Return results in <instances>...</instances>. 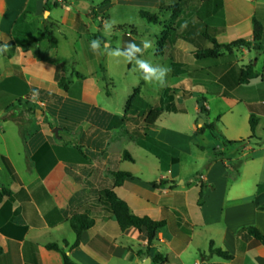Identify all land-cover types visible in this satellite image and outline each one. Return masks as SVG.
<instances>
[{
  "label": "crops",
  "instance_id": "obj_1",
  "mask_svg": "<svg viewBox=\"0 0 264 264\" xmlns=\"http://www.w3.org/2000/svg\"><path fill=\"white\" fill-rule=\"evenodd\" d=\"M46 2L0 0V48L7 45V51L0 53V264H64L62 252L49 248L52 245L65 251L75 264H141L147 258L152 264L155 255L164 257L163 264H264V245L257 239L245 242L237 236L245 226H255L264 234V211L259 209L264 204V51L242 46L216 62H233L239 67L253 64L258 77L239 85L231 84L237 74L221 81L228 69L208 74L187 68L178 74L172 62L185 63L177 61L173 52L168 54L178 93L168 94L164 104L167 112H186L182 92L190 86L199 91L197 113L211 121L218 119V130L227 140L233 133L240 136L239 140H244L243 135L251 136L249 121L254 114L259 120L254 135L263 142L262 146H227V157L213 161L197 182H177L174 175L180 164V137L185 134L160 124L161 115L144 135L141 119L125 112L133 91L121 102L111 100L112 93L102 97L103 73H108L109 66L103 70L102 58L108 59L110 54H103L100 45L93 51L92 41L104 39L91 34L81 17L84 13L90 21L100 19L98 28L104 29L115 8H134L140 17L142 9L157 12L161 3L103 0L96 6L67 0L60 7L71 8L56 20L50 18L51 11L45 10ZM125 16L120 15L123 19L114 25L115 31L118 26H131L124 21ZM199 22L210 28L219 44L240 39L252 42L258 23L263 28L260 44L264 47V0H182V13L174 23V33L181 30V34L171 37L173 49L176 37L193 42L189 27ZM67 26L76 39L70 40L63 33L55 36V48L40 39L45 27L54 33ZM117 32L115 37L130 54L144 56L148 51L137 50L144 48L146 38ZM196 34L201 35V31ZM63 41L72 46L70 54L83 60L85 69L80 71L66 59L56 58ZM161 55V60H166ZM193 64L194 60L185 66ZM152 69L154 72L146 76H156L161 70L158 62ZM183 74H188L184 83L179 80ZM204 76L203 83L197 85ZM205 94L224 100L226 108L218 109L212 102L214 97L208 100ZM201 99L206 115L200 110ZM201 125L193 123L191 129L198 134ZM138 148L147 153L143 160L146 175L137 165ZM237 159L243 163L235 178L230 163ZM164 162L169 164L166 173ZM116 171L131 173L132 177L116 186L111 173ZM106 189H113L134 214L166 220V230L151 245L145 229L130 227L122 231L107 208ZM5 191L9 194H3ZM77 214L95 223L73 247L77 235L71 219ZM211 243L231 253L233 259L209 253Z\"/></svg>",
  "mask_w": 264,
  "mask_h": 264
},
{
  "label": "rangeland",
  "instance_id": "obj_2",
  "mask_svg": "<svg viewBox=\"0 0 264 264\" xmlns=\"http://www.w3.org/2000/svg\"><path fill=\"white\" fill-rule=\"evenodd\" d=\"M103 0H81V4L83 2L88 4L99 5L101 4ZM71 6H65V7H51V10H48V12L51 11L50 18L60 20L63 15H65L66 10L70 9ZM80 9V7H78ZM119 8H115V11H110L109 15H112L111 20L106 21L105 28H98L101 25V21H90L86 15L83 13L81 15L82 20L88 25L90 33L99 34L101 38L104 39L100 40L99 45L103 49V54H110L109 58H102V66L103 68H107L108 66V73L105 71L103 73V82L101 86L103 87L102 91V97L107 98V93H112L111 100H114V102H121L126 99V97L129 95V93H132L134 88L141 86L142 88V96L146 103V105H151L153 107L163 109L164 112L161 117V123L162 125L166 126H172L177 129H180L185 136H181V153H180V164L175 169V179L177 182L179 181H190L192 179H197L200 177V174L206 173L208 167L213 162V159L215 157L216 153H222L221 158L227 157V146H224L222 144L221 140L214 139L211 134L206 133L204 135L196 134L192 129V124H198L200 122V119H204L205 116L199 115L196 111V106L198 105L199 100V91L198 89H192L190 86L187 88V91L182 92V95L184 96L182 98V102L184 104V107L186 109L185 113L175 115L174 113L167 112L164 104H167L168 102V94L171 96L175 93H178V90H175L174 88H178V86H175L177 77H174L172 75V69L171 66H169L171 61L170 56L168 54H175L177 61L184 62L185 65L189 62H192L194 60L193 56V50L194 45L197 44L203 48L212 47V44L210 41L202 37L201 35L197 36L198 33L201 30H204L205 25L202 23L195 24L194 26L189 27V31L191 33V36L193 38V42H183L180 39L181 37H176L175 39V47L173 49V46L169 45L163 50V53L159 49V40H161V34L165 28V26H168L170 24L169 22V13H163L162 16V24L154 25L149 24L148 22L143 21L138 17V12L134 8H126L124 11H119ZM152 11V10H150ZM156 12V11H154ZM159 12V10L157 11ZM124 14L126 15L124 18V21L127 22L129 25L134 26L137 28L139 33L143 38H146L149 42L150 46L148 47V51L145 53L142 57H135L132 58L131 56L126 55L122 49L128 51L126 48L122 47V42L119 38H116L118 32L114 30V25H118L120 23L121 19L120 15ZM162 14V13H161ZM74 21V15H70V25H72ZM174 28V25H172ZM35 28V26H33ZM65 34V36H68V38L76 39L75 35L73 34L72 29L70 26L64 27L62 29V32H58V30L55 29L54 35L55 36H61ZM181 34V30L179 32L174 33V29L170 30V36L175 37ZM78 38V36H77ZM90 40V39H89ZM68 43L64 42L62 43L61 53L57 54L55 57L61 61L65 60L68 61L71 65L75 64L78 67V70L81 71V69H85V65L83 64V60L80 57H76V54H70L69 50L71 49V45H67ZM78 49L80 48V44L77 42L75 45ZM80 50V49H79ZM159 50V53H158ZM72 51V50H71ZM129 52V51H128ZM68 53V54H67ZM73 53V51H72ZM88 53V50L86 51ZM89 53H92L90 50ZM130 53V52H129ZM164 54V58L162 59V55ZM167 54V55H165ZM91 56V54H88ZM80 56V55H79ZM166 56V57H165ZM140 61H146L151 67H155L156 63L158 62L160 71L157 72L156 76L153 78L150 76H146L143 73V69L139 68V62ZM157 61V62H156ZM166 72L165 77V84L161 86L160 83H162V79L158 82L157 78L161 77L162 73ZM145 77H150L153 82H148L144 79ZM205 77H202L201 81H196L197 85L200 83H203ZM188 78V74H183L180 76V81L185 82ZM181 89L182 87L179 86ZM188 93V95H187ZM206 98L209 100L211 99L212 95L205 94ZM162 102H161V98ZM212 102L214 105L217 106L218 109H225L226 103L224 100L219 99L218 97H214L212 99ZM134 118L140 119L137 115H133ZM222 132L223 127L220 124L219 125ZM237 133H233L232 136H227L229 140L231 141H238L240 139V136H237ZM241 139H247L250 137V134H246L241 136ZM250 145H256V141H253ZM248 146V145H247ZM135 154L138 157L137 165L138 167L143 171V173L147 174V165L143 163L144 157L147 155L146 151L142 148H138L135 151ZM243 154L240 153L239 156L245 160L246 158L242 156ZM154 161V160H153ZM164 165V172L166 173V169L169 167V164L166 162L163 163ZM231 165V163H230ZM149 174L150 171H148ZM231 174H233L232 171Z\"/></svg>",
  "mask_w": 264,
  "mask_h": 264
},
{
  "label": "trees",
  "instance_id": "obj_3",
  "mask_svg": "<svg viewBox=\"0 0 264 264\" xmlns=\"http://www.w3.org/2000/svg\"><path fill=\"white\" fill-rule=\"evenodd\" d=\"M66 1L67 0H64L63 3H59L57 0H55L54 3H50L47 0L45 5V10L48 11L51 7H60L62 4L66 3ZM110 1L111 0H104L103 3H108ZM151 1H159L161 3L159 12H153L150 10L142 9L139 12V15L143 20L147 21L149 24L160 25L162 24L161 15H163L164 12L169 13L170 15L169 17L170 24L168 26H165L161 34V40H159L158 42L159 44L158 47L163 53V50L166 47H168L170 44L172 45L170 30L174 29L172 25H174L175 21L182 13V0H151ZM23 16H21L20 19H22ZM117 31L125 32L135 37L141 36L137 28L134 26H118ZM201 35L202 37H204L205 39L211 42L212 48H203L200 46H196V50L194 51L195 64L193 65L185 66L181 63L172 62V68L174 69L175 67H177L179 70L178 74H182L186 72L187 68L195 72H201V73L206 71L208 74H212V73L218 74L228 69L227 73L223 76V79L221 78V81L224 82L226 79L233 78L232 74H237L236 79L233 81V83H231L232 85L248 83L252 78L258 77V73L254 70L253 64L239 67L237 64H234L233 62H229L224 65H219L216 63L219 59L225 56L232 55L225 53H232L233 50L238 47H242V46L253 47L257 51H264V47H262L260 44L263 35V28L258 23H255L252 42H248L244 39H240L230 44H219L215 36L211 33L210 28L207 26L204 28V30H201ZM95 37L101 38V36L98 34L95 35ZM40 39L48 40L52 48H55L58 44V41L53 33V30L50 27L44 28ZM122 51L126 55L131 56L132 58L142 56L141 54L132 55L124 49H122ZM153 72L154 70L152 72H145L143 70V73L145 75L152 74ZM77 75L78 77H84L81 74H77ZM224 93L228 95V93L226 92ZM200 103H202L200 107L201 113L203 115H206L208 111L204 107V100L201 99ZM30 110L33 111V109ZM125 112L126 114H130L132 116L135 114L138 117H140L141 128L144 130V135H146V133L155 126L156 121L160 118V116L163 113V109H159L151 105H146L142 96V88L141 86H139L134 88L133 93L129 96L125 106ZM217 123H218V119L211 121L204 117V122L198 128L197 133L199 135H203L206 132H209L214 139L221 140L224 146L246 147L247 145L252 144L253 141H256V145L258 146H262L263 144L261 139L257 138L254 135L259 123L258 118L254 114L251 115L249 121L252 135L244 140H238V141L227 140L218 130ZM214 152H215V157L213 161H216L221 158L222 153H216V150H214ZM125 155H128V158L130 160H133L129 156L128 152H125ZM242 163H243L242 159H237L234 162H232L230 165L231 167H233L232 171L235 174L234 176L235 178L239 174V170L240 167L242 166ZM7 166L9 167L11 174L14 176L15 175L14 170L8 161H7ZM111 173L116 179L115 181L116 186H121L127 178L132 177L131 173L122 172V171H116ZM200 184H201V189L203 190L204 184L203 183ZM3 194L8 195L9 192L5 191ZM103 194L107 200V208L114 214L116 221L119 224L120 229L122 231L130 227H134L139 230L145 229L148 233V244L151 245L157 239L158 234L166 230L167 228L166 220H154L148 216H138L134 214L131 211L128 204L124 200L119 198L113 189H106L103 191ZM2 197L3 196L0 195V200L2 199ZM202 197H203V193L201 192L200 199H202ZM259 209L264 211V204L259 206ZM71 222H72V227L77 235V240L73 245V247H76L80 243V237L82 233L87 231L89 228H91L94 225L95 221L86 215L77 214L72 217ZM237 236L245 242L250 239H257L264 245V234L255 226H245L241 228L237 232ZM49 248L62 252L64 257V264H75L70 259L68 254L62 249H60L57 245L49 246ZM2 252L3 249L0 246V254ZM209 253L216 254L217 256L225 260L233 259V255L231 253L221 248H215L212 243L209 248ZM202 257L204 258L205 256L202 255ZM164 261L165 259L162 255H155L152 259V264H163Z\"/></svg>",
  "mask_w": 264,
  "mask_h": 264
},
{
  "label": "clouds",
  "instance_id": "obj_4",
  "mask_svg": "<svg viewBox=\"0 0 264 264\" xmlns=\"http://www.w3.org/2000/svg\"><path fill=\"white\" fill-rule=\"evenodd\" d=\"M142 43L144 45V48L143 49L137 48V50L138 51H141V52L144 49H147L150 46V44L148 42H146V41L145 42H142ZM91 46H92V49H93L94 52L97 51V49L99 48V41L98 40L92 41V45ZM5 51H7V45H4L2 48H0V53L5 52ZM139 68L140 69H143L145 72H152L153 71L152 67L146 61H140L139 62ZM165 77H166V72L165 73H162L161 74V77H158L157 78V81H155V82H158V81H160L162 79V83H160V82H158V83H160L161 86H163L165 84V82H166L165 81ZM144 79L146 81H148V82H153V80L150 77H145L144 76Z\"/></svg>",
  "mask_w": 264,
  "mask_h": 264
},
{
  "label": "water",
  "instance_id": "obj_5",
  "mask_svg": "<svg viewBox=\"0 0 264 264\" xmlns=\"http://www.w3.org/2000/svg\"><path fill=\"white\" fill-rule=\"evenodd\" d=\"M203 119H200V123L202 124L203 123ZM57 130H55L56 132ZM141 264H151V259L150 258H147L145 261H143Z\"/></svg>",
  "mask_w": 264,
  "mask_h": 264
},
{
  "label": "built area",
  "instance_id": "obj_6",
  "mask_svg": "<svg viewBox=\"0 0 264 264\" xmlns=\"http://www.w3.org/2000/svg\"><path fill=\"white\" fill-rule=\"evenodd\" d=\"M59 3H63L64 2V0H57ZM202 178V176L200 177V179ZM192 182H197V179H194V180H192Z\"/></svg>",
  "mask_w": 264,
  "mask_h": 264
}]
</instances>
